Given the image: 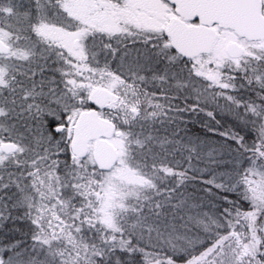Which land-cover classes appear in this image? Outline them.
<instances>
[{
  "label": "snow or ice",
  "instance_id": "6c2138e0",
  "mask_svg": "<svg viewBox=\"0 0 264 264\" xmlns=\"http://www.w3.org/2000/svg\"><path fill=\"white\" fill-rule=\"evenodd\" d=\"M0 264H264V0H0Z\"/></svg>",
  "mask_w": 264,
  "mask_h": 264
}]
</instances>
